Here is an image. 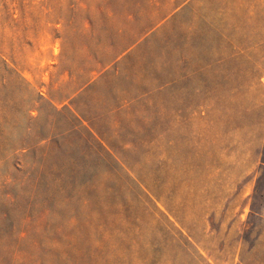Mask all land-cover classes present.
<instances>
[{
	"label": "rangeland",
	"instance_id": "rangeland-1",
	"mask_svg": "<svg viewBox=\"0 0 264 264\" xmlns=\"http://www.w3.org/2000/svg\"><path fill=\"white\" fill-rule=\"evenodd\" d=\"M0 264H264V0H0Z\"/></svg>",
	"mask_w": 264,
	"mask_h": 264
}]
</instances>
